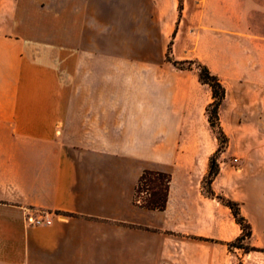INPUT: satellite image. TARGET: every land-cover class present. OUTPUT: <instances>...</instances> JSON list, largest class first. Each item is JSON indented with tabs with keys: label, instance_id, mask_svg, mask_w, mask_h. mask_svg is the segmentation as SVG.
<instances>
[{
	"label": "crops",
	"instance_id": "obj_1",
	"mask_svg": "<svg viewBox=\"0 0 264 264\" xmlns=\"http://www.w3.org/2000/svg\"><path fill=\"white\" fill-rule=\"evenodd\" d=\"M188 60L227 91L215 196L212 89ZM230 82L264 102V0H0V264H264V128L232 148ZM144 170L171 174L165 209L136 203Z\"/></svg>",
	"mask_w": 264,
	"mask_h": 264
},
{
	"label": "trees",
	"instance_id": "obj_2",
	"mask_svg": "<svg viewBox=\"0 0 264 264\" xmlns=\"http://www.w3.org/2000/svg\"><path fill=\"white\" fill-rule=\"evenodd\" d=\"M170 50L171 47L169 48L168 52L169 59H171ZM172 62L174 63V65L180 67L181 69H193L196 67L199 71V76L202 83L208 84L212 89L213 100L207 107V114L210 125L213 131L216 132V135L220 141V147L210 159V169L204 178V189L206 186L205 184H207L208 188L205 190L206 193L210 196H215L211 184L220 171L218 158L220 153L224 151L223 148H225L226 144V140H224L226 139V133L222 127L220 120V108L227 95L226 87L216 73H214L206 64H203L198 60ZM171 178V174L168 172L144 170L136 187V203L148 209H165L168 202ZM218 198H220V200L224 204L231 208L236 221L241 225L243 229L242 236L239 237L236 241L232 242L230 245L241 246L248 250L251 249L249 246H244L243 244L244 240L251 237L252 228L247 219L241 214L240 204L237 201L225 196H218Z\"/></svg>",
	"mask_w": 264,
	"mask_h": 264
},
{
	"label": "rangeland",
	"instance_id": "obj_3",
	"mask_svg": "<svg viewBox=\"0 0 264 264\" xmlns=\"http://www.w3.org/2000/svg\"><path fill=\"white\" fill-rule=\"evenodd\" d=\"M230 47L232 51V56H230V60H235L228 64V70L234 71L241 69L244 66V53H243V43L239 40H230ZM250 61H248V64ZM195 67V66H193ZM196 68V67H195ZM229 78H231L229 76ZM259 90L253 89L252 87H243L239 84H235L234 82H230L229 85V95L227 99V105L224 110L223 120L224 123L230 127L238 128L244 134V142L233 141V147H244L249 149L252 145V141L254 140L253 134L259 128H264V102L261 104L257 101V96L259 94ZM263 97V95H262ZM264 99V98H263ZM239 113V120H232L231 117L233 114ZM216 134V132L214 131ZM223 139V137H222ZM226 144L224 150L229 145V138L226 135ZM220 143V141H219ZM235 156L226 157V161L229 162L231 166H239V162L234 161ZM219 163V162H218ZM220 165V164H219ZM205 190L208 188V185L205 184Z\"/></svg>",
	"mask_w": 264,
	"mask_h": 264
},
{
	"label": "built area",
	"instance_id": "obj_4",
	"mask_svg": "<svg viewBox=\"0 0 264 264\" xmlns=\"http://www.w3.org/2000/svg\"><path fill=\"white\" fill-rule=\"evenodd\" d=\"M235 162H239L238 158L234 159ZM28 221L32 225H49L52 223L51 217L48 214H41L37 217H28Z\"/></svg>",
	"mask_w": 264,
	"mask_h": 264
}]
</instances>
